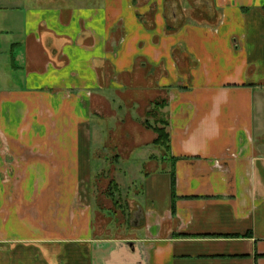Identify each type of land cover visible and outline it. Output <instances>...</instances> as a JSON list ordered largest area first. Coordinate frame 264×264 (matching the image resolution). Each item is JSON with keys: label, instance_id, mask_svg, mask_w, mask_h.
<instances>
[{"label": "crops", "instance_id": "crops-1", "mask_svg": "<svg viewBox=\"0 0 264 264\" xmlns=\"http://www.w3.org/2000/svg\"><path fill=\"white\" fill-rule=\"evenodd\" d=\"M208 2L0 0V264H264V0ZM142 92L168 155L105 236L98 122Z\"/></svg>", "mask_w": 264, "mask_h": 264}, {"label": "rangeland", "instance_id": "rangeland-1", "mask_svg": "<svg viewBox=\"0 0 264 264\" xmlns=\"http://www.w3.org/2000/svg\"><path fill=\"white\" fill-rule=\"evenodd\" d=\"M187 1L197 6L199 10L203 8L202 10L212 14L211 16L218 15L217 10L209 9L208 0ZM153 95H155L153 92L150 94L142 92V100L145 98L144 102L146 101L147 105L134 115L126 116L124 111L112 118L111 116L116 112L105 109V120L98 122L102 125L98 130V150L93 163L94 205L98 209L94 223L95 229L102 235L123 237L131 233L128 228V218L138 203L137 198L142 189L141 182L145 175L156 169L154 159L159 161L168 155L163 147L166 143H157L158 133L154 131V127L158 125L163 127L169 135L167 130L169 121L164 105L157 110V113H153V110L157 109H153L155 106L153 102L159 101L152 100ZM165 98L167 97H162L160 101ZM99 105L103 106L101 103ZM151 109L152 112L148 113ZM158 120L168 121V125L158 123ZM109 194L113 197L111 198ZM107 207L112 209L111 212H104L103 209ZM107 225L113 229L112 232L104 231Z\"/></svg>", "mask_w": 264, "mask_h": 264}, {"label": "trees", "instance_id": "trees-1", "mask_svg": "<svg viewBox=\"0 0 264 264\" xmlns=\"http://www.w3.org/2000/svg\"><path fill=\"white\" fill-rule=\"evenodd\" d=\"M165 101L166 100H163L162 102H160V101L153 102V104L155 105L153 107V109H156L157 108L156 110H153V113H157V110L159 108L164 107L165 106ZM151 112H152V109L149 110L148 113H151ZM158 123H162V124L168 125V121H165V120H161V121L158 120ZM154 131L158 133V139H157L158 142L157 143H167V141L169 139V135H168L167 132H165V129L163 127H160L159 125L158 126H155L154 127ZM173 182H174V174H173ZM109 195L111 196V198L113 197L112 194H109Z\"/></svg>", "mask_w": 264, "mask_h": 264}]
</instances>
